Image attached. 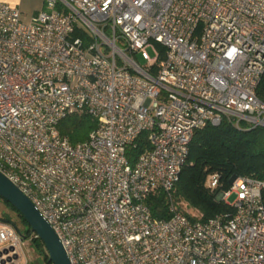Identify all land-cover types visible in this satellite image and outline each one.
Wrapping results in <instances>:
<instances>
[{"label":"built area","instance_id":"built-area-1","mask_svg":"<svg viewBox=\"0 0 264 264\" xmlns=\"http://www.w3.org/2000/svg\"><path fill=\"white\" fill-rule=\"evenodd\" d=\"M262 77L264 0H44L28 21L0 2V172L71 264H264V180L235 177L215 196L231 210L204 220L172 201L197 128L264 127ZM72 112L96 120L75 144L58 129ZM156 190L168 219L145 203ZM21 242L0 223V264H27Z\"/></svg>","mask_w":264,"mask_h":264},{"label":"trees","instance_id":"trees-1","mask_svg":"<svg viewBox=\"0 0 264 264\" xmlns=\"http://www.w3.org/2000/svg\"><path fill=\"white\" fill-rule=\"evenodd\" d=\"M161 54L164 48L157 44ZM257 97L264 101V77L256 90ZM96 120L86 112H72L64 117L58 129L70 143L85 140L95 128ZM142 133L136 140L135 147H129L126 156L132 164L139 153L149 148ZM214 173L220 176V186L214 190L206 186L207 178ZM249 176L264 180V127H246L243 122L236 126L231 120L223 118L218 125L205 124L197 128L189 144L186 164L182 167L178 181L172 190V201L176 210L185 214L190 220H204L216 214L230 211L221 201L216 200V193L229 187L232 177ZM264 196V195H262ZM0 199L18 216L23 223V230L17 227L10 215L4 213L0 221L14 224L23 239L31 238L37 242L38 253L43 257V264L48 261L47 252L41 240L31 231L23 216L9 203ZM152 216L168 219L170 202L167 194L156 190L145 198ZM180 203H185L191 211L183 210Z\"/></svg>","mask_w":264,"mask_h":264},{"label":"water","instance_id":"water-1","mask_svg":"<svg viewBox=\"0 0 264 264\" xmlns=\"http://www.w3.org/2000/svg\"><path fill=\"white\" fill-rule=\"evenodd\" d=\"M234 179L235 176L231 178V182ZM0 197L23 216L31 231L43 243L49 262L52 264H71L51 225L40 215L33 202L1 172ZM12 225L18 231L17 227ZM5 252L7 251L5 250Z\"/></svg>","mask_w":264,"mask_h":264},{"label":"rangeland","instance_id":"rangeland-1","mask_svg":"<svg viewBox=\"0 0 264 264\" xmlns=\"http://www.w3.org/2000/svg\"><path fill=\"white\" fill-rule=\"evenodd\" d=\"M29 13L24 10L22 18L25 21L29 20ZM146 52L148 53L149 56L154 57L156 55V48L153 46H148L146 47ZM233 197L229 198V201H232ZM180 207L183 210L186 211H191L190 208L186 206L185 203H180ZM4 213L9 214L11 217L10 219L16 222L17 227L19 229L23 230V223L20 222L18 219V216L15 214V212H12V210L0 199V216ZM0 223H4L3 221H0ZM21 249L23 251L24 257L27 259V264H43V257L38 253L37 250V242L32 241L31 238H22L21 242Z\"/></svg>","mask_w":264,"mask_h":264},{"label":"crops","instance_id":"crops-1","mask_svg":"<svg viewBox=\"0 0 264 264\" xmlns=\"http://www.w3.org/2000/svg\"><path fill=\"white\" fill-rule=\"evenodd\" d=\"M0 2L18 7L21 10L22 15L23 11L26 10L29 13V18L44 6V0H0Z\"/></svg>","mask_w":264,"mask_h":264}]
</instances>
